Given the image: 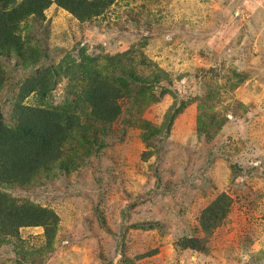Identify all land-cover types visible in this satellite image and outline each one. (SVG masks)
Here are the masks:
<instances>
[{
	"label": "rangeland",
	"instance_id": "1",
	"mask_svg": "<svg viewBox=\"0 0 264 264\" xmlns=\"http://www.w3.org/2000/svg\"><path fill=\"white\" fill-rule=\"evenodd\" d=\"M20 33L27 54L0 48L7 123L33 69L63 59L127 52L131 71L159 82L123 99L96 140L73 134L50 167L5 190L57 223L51 240L26 226L0 242V264H264V0H114L85 20L52 3ZM62 71L23 102L64 103Z\"/></svg>",
	"mask_w": 264,
	"mask_h": 264
},
{
	"label": "trees",
	"instance_id": "2",
	"mask_svg": "<svg viewBox=\"0 0 264 264\" xmlns=\"http://www.w3.org/2000/svg\"><path fill=\"white\" fill-rule=\"evenodd\" d=\"M113 1L0 0V48L27 54L28 44L20 33L22 23L30 17L43 18L44 10L52 3L85 20L101 13ZM126 53L108 55L101 65L97 63L98 66L94 59L88 58L85 61L89 68L83 63L84 59H72L70 64L63 59L56 65L37 67L33 69L31 79L20 86L14 101L13 123L6 122L0 106V185L3 187L0 189V242L18 236L20 228L26 226H42L45 237L52 239L57 223L54 212L10 197L5 190L30 183L37 173L50 167L59 159L62 146L72 140L73 134L91 128L96 140L102 127L119 117L123 99L134 97V94L145 95L148 84L159 82V76L149 79L136 70L131 71V64L123 59ZM61 68L71 87V96L64 103L54 106L23 102L33 91L44 96L48 90L43 84L44 79L52 74V70ZM3 79L0 68V87ZM132 80L140 84L139 89H135ZM77 103H81L78 108ZM216 204L220 206L218 201ZM213 222L211 220L210 224H215ZM198 242L196 238L181 240L184 246L202 248Z\"/></svg>",
	"mask_w": 264,
	"mask_h": 264
}]
</instances>
